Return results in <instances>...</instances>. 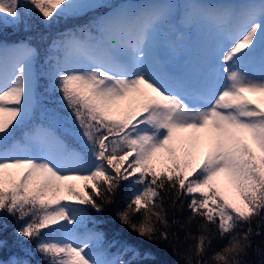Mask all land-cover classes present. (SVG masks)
I'll return each instance as SVG.
<instances>
[{
  "label": "snow or ice",
  "instance_id": "obj_1",
  "mask_svg": "<svg viewBox=\"0 0 264 264\" xmlns=\"http://www.w3.org/2000/svg\"><path fill=\"white\" fill-rule=\"evenodd\" d=\"M34 12L83 22L46 61L44 91L66 114L41 104L37 50L0 41V214L24 221L16 235L44 264L146 258L87 227L128 182L117 215L139 237L168 240L165 200L187 198L201 233L185 264H248L264 221V0H0V28ZM212 228L229 239L206 260Z\"/></svg>",
  "mask_w": 264,
  "mask_h": 264
},
{
  "label": "trees",
  "instance_id": "obj_2",
  "mask_svg": "<svg viewBox=\"0 0 264 264\" xmlns=\"http://www.w3.org/2000/svg\"><path fill=\"white\" fill-rule=\"evenodd\" d=\"M39 13L34 12L32 17L27 18V27L20 24L18 27L5 26L0 28V41L7 44H17L25 42L37 50V56L34 60V72L38 76L40 87L37 91L41 94V104L49 109L61 111L66 114L67 110H60L58 106L59 93L53 97L50 93H45L44 85L47 84V78L44 75L46 71V61L49 55L50 45L53 40L59 38L62 34L74 30L83 21L76 18L63 19L59 23L47 26L41 22ZM40 111L38 110L35 123H40ZM132 187L128 182H122L120 187L113 195V202L105 204L100 213L89 208L88 214L95 221V224L88 222L87 227L103 234V245L110 253L115 254L122 244L130 245L138 249L141 253L147 254L146 258L135 257L129 253L124 258L133 260V264H185V254L189 248H194L196 239L200 233L201 221L197 218L189 222L191 215L187 207V198H184L183 206H172L171 201L165 200L167 218L169 222V239L153 240L149 242L139 237L129 226L121 224L118 213L125 209L126 203L131 196ZM179 205V201L177 202ZM139 215L134 218L138 222ZM24 221L17 220L16 217L6 213L0 214V261H8L10 257H21L31 261V264H44L42 257L35 252V241H29L16 235L18 228ZM163 230V226H160ZM253 232H259V235L252 236V248L248 250L245 260L248 264H262L264 261V221L259 219L252 223ZM246 226L238 228L237 231H245ZM211 244L208 255L205 259L211 258V255L219 251L228 243V237L221 239L215 228L211 229ZM112 245V246H110ZM24 249H30L31 256H26Z\"/></svg>",
  "mask_w": 264,
  "mask_h": 264
},
{
  "label": "rangeland",
  "instance_id": "obj_3",
  "mask_svg": "<svg viewBox=\"0 0 264 264\" xmlns=\"http://www.w3.org/2000/svg\"><path fill=\"white\" fill-rule=\"evenodd\" d=\"M10 45H12V44H10Z\"/></svg>",
  "mask_w": 264,
  "mask_h": 264
}]
</instances>
